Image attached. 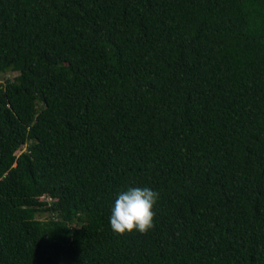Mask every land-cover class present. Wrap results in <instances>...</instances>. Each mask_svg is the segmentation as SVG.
<instances>
[{
	"label": "trees",
	"instance_id": "obj_1",
	"mask_svg": "<svg viewBox=\"0 0 264 264\" xmlns=\"http://www.w3.org/2000/svg\"><path fill=\"white\" fill-rule=\"evenodd\" d=\"M12 69L0 264H264V0H0Z\"/></svg>",
	"mask_w": 264,
	"mask_h": 264
},
{
	"label": "rangeland",
	"instance_id": "obj_2",
	"mask_svg": "<svg viewBox=\"0 0 264 264\" xmlns=\"http://www.w3.org/2000/svg\"><path fill=\"white\" fill-rule=\"evenodd\" d=\"M17 74H18V72L16 69H12V70L5 72V73L0 72V84H3L7 79H9V80L14 79V77ZM25 148H26V146L23 145L21 150H25ZM40 199L44 200V201L49 200V198L46 196H42V197H40ZM48 217H49V214L46 212L37 215V218H39V219H47Z\"/></svg>",
	"mask_w": 264,
	"mask_h": 264
}]
</instances>
